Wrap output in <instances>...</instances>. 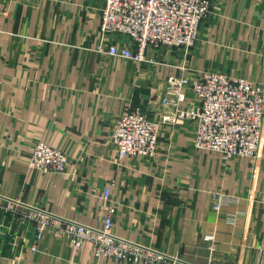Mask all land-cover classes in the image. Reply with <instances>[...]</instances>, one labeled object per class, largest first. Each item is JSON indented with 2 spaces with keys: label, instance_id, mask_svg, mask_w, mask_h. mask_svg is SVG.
I'll list each match as a JSON object with an SVG mask.
<instances>
[{
  "label": "crops",
  "instance_id": "obj_1",
  "mask_svg": "<svg viewBox=\"0 0 264 264\" xmlns=\"http://www.w3.org/2000/svg\"><path fill=\"white\" fill-rule=\"evenodd\" d=\"M104 1L0 0V264H136L36 239L35 211L102 227L110 183L114 233L165 255L151 264H264V122L253 158L196 150L190 119L163 125L152 159H119L110 142L121 113L174 111L170 76L220 71L264 89V0H211L188 54L151 48L141 64L98 50L127 40L102 35ZM198 104L188 89L178 107ZM38 140L65 149L66 173L31 166ZM220 192L238 201L216 211Z\"/></svg>",
  "mask_w": 264,
  "mask_h": 264
},
{
  "label": "built area",
  "instance_id": "obj_2",
  "mask_svg": "<svg viewBox=\"0 0 264 264\" xmlns=\"http://www.w3.org/2000/svg\"><path fill=\"white\" fill-rule=\"evenodd\" d=\"M210 9L211 0H105L101 14L102 35L119 33L127 40L109 45L101 43L98 50L139 64L154 62L148 54L151 48H176L188 54L198 40L200 26ZM181 68L185 70L184 66ZM168 83L169 89L162 101L174 105L173 113L162 112L159 118H151L137 107L116 117L110 142L116 147L119 159L127 156L155 158L163 125L182 119L195 121L192 144L198 151L216 154L222 161L257 155L264 122V89L260 84L220 71L182 73L170 76ZM188 89L199 104L179 108ZM31 166L44 173H58L56 171L66 172L71 163L64 148L38 140L34 143ZM112 185H106L103 191V198L109 204L102 227L35 211L30 218L35 221L36 239L41 240L46 233H51L68 239L77 249L89 242L96 258L106 256L136 264L163 260V253L114 233L115 208L110 204ZM212 198L216 211L238 201L236 196L222 192ZM206 238L214 240L213 235ZM37 248L33 246L34 250Z\"/></svg>",
  "mask_w": 264,
  "mask_h": 264
},
{
  "label": "rangeland",
  "instance_id": "obj_3",
  "mask_svg": "<svg viewBox=\"0 0 264 264\" xmlns=\"http://www.w3.org/2000/svg\"><path fill=\"white\" fill-rule=\"evenodd\" d=\"M104 6H105V1H104ZM104 6H103V8H104ZM102 11H103V9H102ZM210 12V11H209ZM207 17V16H206ZM205 20V19H204ZM203 23V22H202ZM201 27V26H200ZM200 31V30H199ZM170 49V48H169ZM172 49V48H171ZM259 84V83H258ZM135 108H137V107H135ZM140 108V107H139ZM174 111H175V109H174ZM173 111V112H174ZM173 112H167V113H173ZM47 143V142H46ZM113 145V144H112ZM52 146V145H51ZM114 146V145H113ZM34 147V146H33ZM55 147V146H54ZM116 148V147H115ZM117 150V149H116ZM68 155V154H67ZM68 157H69V155H68ZM144 158H146V157H144ZM32 159V158H31ZM69 159H70V157H69ZM146 159H149V158H146ZM151 159V158H150ZM70 163H71V160H70ZM31 164V163H30ZM68 171V170H67ZM66 171V172H67ZM56 172H58V173H66L65 171L64 172H61V171H56ZM11 205V204H10ZM33 223H34V227H36V225H35V221H32ZM113 231H114V228H113Z\"/></svg>",
  "mask_w": 264,
  "mask_h": 264
},
{
  "label": "bare ground",
  "instance_id": "obj_4",
  "mask_svg": "<svg viewBox=\"0 0 264 264\" xmlns=\"http://www.w3.org/2000/svg\"><path fill=\"white\" fill-rule=\"evenodd\" d=\"M148 112V111H147Z\"/></svg>",
  "mask_w": 264,
  "mask_h": 264
}]
</instances>
